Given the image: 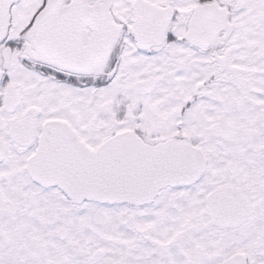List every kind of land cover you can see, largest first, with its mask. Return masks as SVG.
Here are the masks:
<instances>
[{"label": "snow or ice", "instance_id": "1", "mask_svg": "<svg viewBox=\"0 0 264 264\" xmlns=\"http://www.w3.org/2000/svg\"><path fill=\"white\" fill-rule=\"evenodd\" d=\"M0 264H264V0H0Z\"/></svg>", "mask_w": 264, "mask_h": 264}]
</instances>
